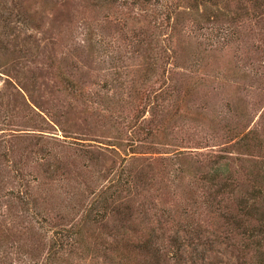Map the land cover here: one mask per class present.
I'll list each match as a JSON object with an SVG mask.
<instances>
[{
    "label": "rangeland",
    "instance_id": "374dc122",
    "mask_svg": "<svg viewBox=\"0 0 264 264\" xmlns=\"http://www.w3.org/2000/svg\"><path fill=\"white\" fill-rule=\"evenodd\" d=\"M263 200L264 0H0V264H260Z\"/></svg>",
    "mask_w": 264,
    "mask_h": 264
},
{
    "label": "trees",
    "instance_id": "16d2710c",
    "mask_svg": "<svg viewBox=\"0 0 264 264\" xmlns=\"http://www.w3.org/2000/svg\"><path fill=\"white\" fill-rule=\"evenodd\" d=\"M227 10H230L227 6H224ZM220 10V9H218ZM247 138V136L245 137ZM218 174H216L217 176ZM228 185L226 183H223L222 187L225 188L227 187ZM261 192V191H260ZM262 207H256L255 209H262L263 210V213H262V217L259 219V222L261 224L260 228L257 230L254 227H249V228H246V230L243 231L244 235L251 240L252 243L255 244V246H258V247H262L264 245V200L262 201V204H261ZM239 210H242V208H239ZM257 218V217H255ZM237 220H235V223H236ZM241 223H242V220H241ZM254 224V223H253ZM70 234L69 232H62L60 233V239L58 240L60 242V247L63 246L64 244V241L63 239L65 237H68ZM62 239V240H61ZM58 244V243H57ZM59 246V244H58ZM259 263L260 264H264V258H261L259 260Z\"/></svg>",
    "mask_w": 264,
    "mask_h": 264
}]
</instances>
